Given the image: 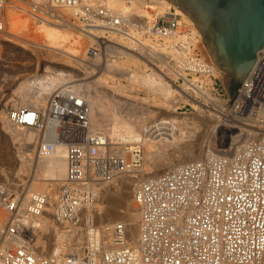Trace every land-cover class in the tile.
<instances>
[{
    "label": "built area",
    "instance_id": "2783aa9c",
    "mask_svg": "<svg viewBox=\"0 0 264 264\" xmlns=\"http://www.w3.org/2000/svg\"><path fill=\"white\" fill-rule=\"evenodd\" d=\"M16 1L0 0V30L5 28L7 7ZM20 1L34 15L41 9L72 8L78 29L95 38L83 61L87 64L115 59L116 54L108 50L110 44L140 53V49L126 46L131 29L161 44L173 41L183 55V64L170 58V65L156 67L175 90L176 111L187 106L196 109L194 105L213 106L214 98L205 95H216L217 79L223 73L216 76L206 69L198 44L200 35L193 38L192 30L181 31L182 16L174 4L153 19L140 20L137 15L128 17L101 3L87 4L83 0ZM53 18L63 22L60 16ZM183 35L186 37L176 40ZM66 74L56 68L30 74L27 79L32 90H45L46 107H19L10 110L9 117L16 125L40 131L52 125L49 137L66 144L67 175L58 192L54 220L68 231L78 228L90 239L95 238L96 244L91 249L86 239L82 255L66 256L68 264H264V49L237 89L228 115H223L229 117L228 121L235 118L237 125L244 124V135L255 129L258 136L234 150L208 151L203 158L138 182L132 197L141 212L138 244L129 241V227L124 222L98 225L96 203L108 184L144 169L145 146L142 141H134L111 149L102 131L91 126L87 102ZM231 113L237 117H231ZM177 131V124L166 118L144 125L145 137L154 141L166 140ZM23 194L0 187V208L11 215L2 233L13 241L0 256V264H52L51 259L37 257L34 248L26 245L34 236L31 225L19 216ZM47 204V193H35L24 209L25 215L39 217Z\"/></svg>",
    "mask_w": 264,
    "mask_h": 264
},
{
    "label": "bare ground",
    "instance_id": "6f19581e",
    "mask_svg": "<svg viewBox=\"0 0 264 264\" xmlns=\"http://www.w3.org/2000/svg\"><path fill=\"white\" fill-rule=\"evenodd\" d=\"M83 2L87 4L101 3L106 8L122 13L125 16L137 15L140 17V20L153 19L155 15L167 10L170 5V2L167 0H129L128 2L124 0H83ZM71 9L60 8L52 10L54 13L41 9L38 15H34L27 10L20 0L16 1L14 6L9 5L3 18L5 28L4 30H0V51L3 49L1 48L2 44H13L30 51L39 64L40 60L46 61L48 59L68 62L67 64H69L76 59H72L69 56L74 55V53L77 57L76 62H78V59L84 61L88 57V49L93 44L95 38L92 33L81 32L78 29L75 22H73V11ZM178 11L183 21L181 31L188 33V31L192 30L193 38L196 35H200L198 44L199 49L204 54L202 57L206 69L209 68L210 72L216 76H221V70L213 63L202 42L201 33L184 12L180 9ZM57 16H60L63 22H57L53 18ZM140 22L144 23L143 21ZM68 34L73 38L74 45L72 40L69 41L70 38L67 39ZM128 36L130 37H127L126 46L135 50L140 49V53L123 49V47L116 44L108 45V50L111 53H115L116 58L103 61L100 67L98 65L90 67L85 63L86 72L84 74H90L88 73L90 70V72H94L97 69V77L93 81H88L90 78L88 76L83 77L78 81L86 82L79 85L75 84V88L78 92H81L78 90L79 87L87 90V93L82 92L80 95L87 102L89 122L94 130L102 131V134L107 139V145H110L111 149H119L120 144L134 141H142L145 146L146 166H144V169L135 174H127V178L122 176L112 184H108L103 188L96 203L99 205L98 202L100 201L107 204L104 207L105 209L103 207L100 208L103 211L100 210L101 212H98L97 221L99 218L102 220L105 218L104 220L109 219L110 222L120 220L126 223L129 227V241L133 244H138L141 233V212L132 198L133 195L130 193L131 187L133 194L138 181L140 182L148 178L146 175L152 172L150 170V166L152 165L150 162L154 163L155 165H153L156 168L153 173L154 175L150 174V177H156L162 174L160 171L164 170V168L170 169L175 164H173L175 161L182 163L195 158L197 152V148L193 143L194 141L192 142L190 139L195 138L192 135L189 138L190 140H186L189 136H183L182 134H173L166 140L154 141L147 139L144 134V125L150 116H144L147 114L153 116V113L156 111L152 107L157 106L159 110L156 114L165 113L166 117L170 119L180 120L184 129L195 127L197 116L185 115L184 117L183 114L176 112V105L178 104H176V100L173 98L175 91L171 89L169 81L166 82L163 79V77L166 78V75L162 73V70L160 69V72L163 77L158 76L154 70L153 59L156 58L163 65H170V62H164L162 57H165L167 60L173 58L180 64H183L181 60L183 55L175 48L174 42L168 40L166 44H161L150 37H145L140 31L138 32L135 29H131L128 32ZM133 37L137 38L138 41H135ZM185 37V35L179 36L176 40ZM138 43L140 48H137ZM186 55L184 54V57ZM79 65L82 66L80 61ZM148 67H150V72H148ZM178 74L182 75L184 73ZM119 75L127 81V84H123L122 82L117 83V76ZM68 77L71 79L72 75L69 74ZM72 82L75 83L76 81L72 80ZM140 90L146 92L149 96L147 98H141L138 95L133 96L132 92L137 93ZM44 91L43 88H40L39 91H33L30 82L28 79H25L12 91V98L8 100L6 105L7 107H14L13 109H21L19 107H39L44 109L47 104V98L43 96ZM205 96L213 99L210 95L206 94ZM142 102H145L147 107H144ZM153 102H155V105L152 104ZM214 103L218 106L216 102ZM218 109L216 111L219 114H225L226 109L224 106H218ZM234 113H231V117H237ZM1 114V123L5 127L4 131L9 130L8 134L10 133L15 141L21 142L24 147H20V149L30 150L33 154L32 158L28 160L29 155L24 151L20 152L21 169L25 167L26 162H29V164L31 162L30 165H33L31 169L32 173H30L31 170L28 172L31 175H28V180L25 183L31 186L30 196L27 197L25 195L21 203L23 208L19 210L21 220L31 225L33 230L34 238L31 241H27L26 245L31 249L34 248L33 252L37 257H40V253H47L48 256L46 257L52 260V264H68L66 256L70 254L82 255L80 253L84 251V247H82L85 244L82 242L84 239H88V245L91 249H94L96 244L95 238L90 239L89 236H83V233L79 231H68L64 227H61V225H58L54 218H52L56 208L58 191L67 175L66 144L61 140L56 141L49 137L52 125H50V129L40 131L36 128L22 127L14 124L9 117V112L5 114L3 111ZM236 122L234 118L227 123H223L221 126L224 129L221 133L223 134L225 131L228 133V137H230L228 140H231L230 144L233 150L238 148L239 144L249 141L251 135H256V133L251 131L246 132L244 135V124L237 125ZM236 132L237 134L234 135ZM120 148L122 149V147ZM44 149L46 151H43ZM166 152H171L174 159H165L162 153ZM24 170L26 171V169ZM148 170L151 172H147ZM165 172L166 170L163 174ZM35 193H47L50 207H46V215L44 212L39 217L30 218L25 215L26 211L24 209L29 204V198ZM129 193L131 199L128 198ZM10 217V211L0 208V256L7 248L13 245L10 237L8 235L4 237L2 233ZM102 220H99V222H102Z\"/></svg>",
    "mask_w": 264,
    "mask_h": 264
},
{
    "label": "rangeland",
    "instance_id": "374dc122",
    "mask_svg": "<svg viewBox=\"0 0 264 264\" xmlns=\"http://www.w3.org/2000/svg\"><path fill=\"white\" fill-rule=\"evenodd\" d=\"M67 36H68L67 39L70 38L69 41L72 40V43L74 45V40L71 37V35L68 34ZM14 46L15 45H13V44H10V45L2 44L1 48H3V49H1V51H0V187H5L6 190H8L9 192L17 193V194H22V192L24 191V196L22 197V200H21V203H22L25 195H27V197L30 196L31 186H30V184H25V183L28 180V175H31L30 173H32L31 169H32L33 165H30L31 162H30V164H29V162H26L25 167L21 169L20 152L22 153L24 151L26 154H28L30 156V157L28 156V160H30V158H32L33 154L30 150L26 151L24 149H20V147L22 148L24 146L21 144L20 141H15V139L10 135V133L8 134L9 130L4 131L5 127L1 123V116H2L1 113L4 111V113L6 114L14 108V107H9V106L7 107V105H6L8 100H10L12 98V95H11L12 91L17 87V85L20 82L27 79L30 74L35 73L39 70H41V71L45 70V71L53 72V71H55V68H56V69L65 71L68 74V75L66 74V76H69V74L72 75L71 79L76 81L74 84H77V85L85 83L86 81H78V80L82 79L83 77L85 78L86 76L90 77L88 81H93L94 79H96V77H97L96 74L98 72L96 73L97 69H95L94 72L93 71L90 72L91 71L90 70L88 72L90 74H84L86 72L85 67H84L86 64L79 59L77 60L78 62H76L77 57H76L75 53H74V55L73 54L69 55L72 57V59L76 58V59H74L73 62H70L69 64H67L68 62L65 63V62L53 61L51 59H48L46 61L40 60V64H39L38 61L36 60L35 56H33L30 51L24 50L23 48L18 47V46H15V47ZM72 47H74V46H72ZM203 56H204V54H203ZM162 58H163L164 62L169 61L165 57H162ZM79 61H80V63H82V66L79 65ZM97 62H93V63L87 64V65H89L90 67L91 66L94 67V66L98 65V67H100V65H102L101 63H103L100 61H97ZM153 64H154L155 68L153 66H151V67L154 68V70L157 72L158 76L160 75V77H163L162 73L160 72V69H158V67L163 69L164 65L162 64V62L158 58H156V59H153ZM156 66H158V67H156ZM133 69H135V67H133ZM148 69H149L148 72H150V67H148ZM61 75L64 76V73H62ZM218 78L219 79H217L218 80L217 93H216V95L215 94L212 95V98H214V100H213V106L211 105V108H205V107H199V106L197 107L196 105H194V107H196V109H192L190 106H187V107L183 108L182 110L179 109L178 111H176L177 113L183 114L184 117H185V115L197 116L195 127H190L189 129H187V128L184 129V127L181 125L182 122L180 120L171 119L172 122L175 121L174 124H177V126H178L177 135L182 134L183 136H189L188 139L186 138V140L191 139L192 142L194 141L193 143L197 148V152L195 154V158H192L191 160H196V159H200V158L205 157L206 154L208 153V151H211V152L213 151V153H219V151H221L223 153L224 150H228V149L230 150V148H232L231 144H230L231 140L230 141L228 140V139H230V137H228V133L226 131L223 134L221 133V131L224 130L221 127L222 124L229 122L227 120V119H229V117H226V116L228 115V112L230 110V104H231L232 99L230 98V95H229V93H228V91H227V89L223 83V74L221 77H218ZM117 79H118L117 83L122 82L123 84H127V81L124 80V78H122L120 75L117 76ZM163 79H165V81L168 82V80L166 78L163 77ZM171 89H173V88H171ZM78 90H80L81 92L87 93V90L83 87H79ZM223 93L225 95H222ZM132 94H133V96L138 95L141 98H147L149 96L146 92L141 91V90L138 91L137 93L132 92ZM173 98H175V93H174ZM130 99H132V98H130ZM214 102H216V104H218V106H224V108L226 109V112H225L226 116H223L224 114H219L216 111L218 109V106L215 105ZM152 104L155 105V102H153ZM142 105L144 107H147V104H145V102H142ZM176 108H178V105H176ZM152 109H154L156 112H158V110H159L157 106H153ZM156 112L153 113V116L148 115V114L144 116V117L150 116L146 120L145 125L154 119H163V118L170 119V118L166 117L165 113L156 114ZM179 119H181V118H179ZM197 119H199V120H197ZM249 130L253 133H259V131L255 130V129H249ZM236 134H237V132L234 133V135H236ZM191 135H192V137H195V138H190ZM220 136H222V137L220 138ZM257 136L258 135H256V136L251 135L250 139H253ZM226 142H228V144H226ZM238 146H241V144H239ZM162 154H163L164 158L167 160H173L174 159L173 155H171V152L170 153L166 152V153H162ZM34 160H35V157H34ZM186 162H188V161H186ZM150 163L152 164V165L150 164L151 165L150 170L152 172L150 170L147 171V172H151V173L146 175V177H148V178H150V176H151L150 174H153L154 170L156 169L154 166L155 164L152 162H150ZM174 163L175 164L177 163V164L175 165ZM182 163H185V162H182ZM182 163H178V161L177 162L175 161V162H173L174 165L172 167L177 166V165L182 164ZM144 166H146V165H144ZM172 167L170 169H172ZM23 169H26V171L24 170L25 171L24 172ZM170 169L164 168V170L160 171V173L162 172L161 175H163V172L165 170H166V172H168ZM30 170H31V172H30ZM28 172H30V173H28ZM124 177L127 178L128 176L124 175ZM132 178H136V177H132ZM130 193H131V195H133L132 194V187L130 189ZM130 193L128 194V198L131 199ZM98 203H99V205L96 204V207H97L98 212H101V211H103V209H105L104 207L107 206V204L102 203L100 201ZM49 207H50V205L47 204V208H49ZM102 207H103V209L101 210L100 208H102ZM1 209H2V207H1ZM46 213L47 212L45 211L44 214L46 215ZM52 218H54V214L52 215ZM104 219L105 218H103V220L101 218H99V220H102V222L101 221L99 222V220H98L97 221L98 225H102L103 223H105L107 221L110 222L109 219H106V220H104ZM115 221H120V220H115ZM74 231L78 232L79 230H78V228H75ZM83 236H85V234H83ZM82 242L85 243L84 245H82V247L85 248L87 246V240L84 239V241H82ZM73 253H74V251H73ZM40 254L44 255V256H48L47 253H44V254L40 253Z\"/></svg>",
    "mask_w": 264,
    "mask_h": 264
},
{
    "label": "water",
    "instance_id": "95a60500",
    "mask_svg": "<svg viewBox=\"0 0 264 264\" xmlns=\"http://www.w3.org/2000/svg\"><path fill=\"white\" fill-rule=\"evenodd\" d=\"M167 1L193 21L233 99L264 49V0Z\"/></svg>",
    "mask_w": 264,
    "mask_h": 264
},
{
    "label": "trees",
    "instance_id": "16d2710c",
    "mask_svg": "<svg viewBox=\"0 0 264 264\" xmlns=\"http://www.w3.org/2000/svg\"><path fill=\"white\" fill-rule=\"evenodd\" d=\"M238 87H239V84H236V86H235L234 90H236Z\"/></svg>",
    "mask_w": 264,
    "mask_h": 264
}]
</instances>
